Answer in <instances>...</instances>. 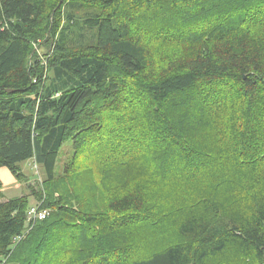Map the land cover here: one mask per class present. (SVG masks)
<instances>
[{
  "label": "trees",
  "instance_id": "trees-1",
  "mask_svg": "<svg viewBox=\"0 0 264 264\" xmlns=\"http://www.w3.org/2000/svg\"><path fill=\"white\" fill-rule=\"evenodd\" d=\"M109 128L104 208L27 185L0 201V264H264V0H0V168L64 184L63 145Z\"/></svg>",
  "mask_w": 264,
  "mask_h": 264
},
{
  "label": "rangeland",
  "instance_id": "rangeland-1",
  "mask_svg": "<svg viewBox=\"0 0 264 264\" xmlns=\"http://www.w3.org/2000/svg\"><path fill=\"white\" fill-rule=\"evenodd\" d=\"M187 31L188 29L185 27L184 32L182 33H186ZM160 35L159 39L155 34L149 35L153 47L154 59L157 62L166 60L170 54H173L174 52L176 53L178 50V40L175 39L174 32L168 31V33L163 34L162 37H160ZM163 38L168 39V41H161ZM88 40L95 41L94 38ZM89 41H86L85 43H89ZM39 53L42 60L47 56L45 48H39ZM118 133L119 132L116 128H109L108 131L104 130V132L98 136L90 137L88 145L81 152H74L73 146L70 142L63 145L56 166V180L59 179L64 181V184H45L41 168L36 165L34 160H29L21 165L26 180L23 179V181H16L14 184H7L4 179H0V195L5 196L7 199L17 198L29 194L27 185H30L34 190L40 191L42 194L46 195V192H49L53 197L58 198L60 203H65V197L72 199L73 197L80 195L83 199L86 198L84 199L85 203H88L89 206L92 205L94 209H103L104 203L110 197L113 187L103 181L99 176V172L102 167H107L104 166V164H109L119 159V154L113 153L111 148L112 145L109 149L99 148L108 144L106 143L107 138L115 137ZM100 140L103 141L101 143L103 146H99L98 148L95 145ZM121 160L125 162L127 167L132 168L133 161L131 160L130 154L126 152ZM147 165L144 164L142 168L149 172L156 167L155 163L149 168H147ZM173 172H176V170L174 169ZM145 184L149 185L147 183ZM90 186H93L94 188L97 187V191H95L96 193L93 196L94 199L92 198V192L89 190ZM162 189L163 193H166L168 192L167 189H169V187L163 186ZM169 193L171 194V192ZM29 204L31 206L36 204L40 205V203L32 197L29 198ZM31 228L32 226L30 229Z\"/></svg>",
  "mask_w": 264,
  "mask_h": 264
},
{
  "label": "built area",
  "instance_id": "built-area-1",
  "mask_svg": "<svg viewBox=\"0 0 264 264\" xmlns=\"http://www.w3.org/2000/svg\"><path fill=\"white\" fill-rule=\"evenodd\" d=\"M48 216V211L41 210L40 205L36 204L34 206H31L27 211V217H26V225L28 227V230H30V227L33 226L36 222L44 220ZM23 236H19L14 239V241H19Z\"/></svg>",
  "mask_w": 264,
  "mask_h": 264
},
{
  "label": "crops",
  "instance_id": "crops-1",
  "mask_svg": "<svg viewBox=\"0 0 264 264\" xmlns=\"http://www.w3.org/2000/svg\"><path fill=\"white\" fill-rule=\"evenodd\" d=\"M0 179H4L7 184L16 183V180L13 177V175L7 169H4V168H0ZM0 189H1V186H0ZM6 199L7 198L5 196L0 195V201L6 200Z\"/></svg>",
  "mask_w": 264,
  "mask_h": 264
}]
</instances>
